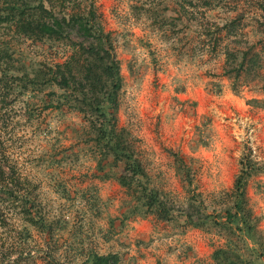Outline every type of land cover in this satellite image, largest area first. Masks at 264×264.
Wrapping results in <instances>:
<instances>
[{"label": "rangeland", "instance_id": "obj_1", "mask_svg": "<svg viewBox=\"0 0 264 264\" xmlns=\"http://www.w3.org/2000/svg\"><path fill=\"white\" fill-rule=\"evenodd\" d=\"M92 1L121 61L119 124L136 139L153 182L185 201L171 153L178 151L193 167V186L209 202L232 188L241 162L251 155L261 171L250 178L248 194L264 234V107L250 101L264 100V90L251 82L237 94L223 69L225 46H233V33L238 31L242 43L264 38V14L257 1H166L164 17H176L182 2L191 10L176 24L154 20L148 8L157 0ZM16 48L25 52L27 63L66 56L61 44L49 51L19 40ZM82 122L79 113L57 109L44 110L32 122L21 117L19 146L13 153L38 182L55 234L51 239L33 229L26 236L21 216L8 212L7 224L0 228L4 264H46L44 257L54 244L68 252H117L120 264H212V252L223 238L186 226L182 217L169 222L137 217L120 223L124 189L115 178L95 176L93 147L76 133ZM55 141L61 146L76 143L80 160L48 162L45 156ZM258 248L264 252V242Z\"/></svg>", "mask_w": 264, "mask_h": 264}, {"label": "trees", "instance_id": "obj_2", "mask_svg": "<svg viewBox=\"0 0 264 264\" xmlns=\"http://www.w3.org/2000/svg\"><path fill=\"white\" fill-rule=\"evenodd\" d=\"M166 1L171 2L157 0L149 5L155 21L176 24L182 15L192 14L182 2L176 17H164L162 9L168 6L162 5ZM256 1L264 14V0ZM237 32L232 34L233 46H225L224 75L237 94L251 82L260 83L264 90V38L242 43ZM19 40L31 41L49 51L61 44L66 56L61 61L44 58L35 64L27 63L25 52L16 48ZM123 85L113 37L105 30L92 0H0V228L7 224L6 214L14 211L24 222L26 236L34 229L54 238L55 222L47 216L40 186L24 172L13 150L19 146L17 125L22 116L32 122L44 110L57 109L81 115L82 127L76 133L81 141L93 147L92 153L97 158L95 176L104 180L115 178L124 189L121 224L137 217L151 216L165 222L182 217L186 226L223 238V244L212 252V264H264L261 260L264 252L258 248L264 242V234L248 194L249 180L261 167L251 155L247 156L232 188L207 202L203 192L193 186L192 165L180 152L172 150L176 173L186 192L185 201L179 202L170 191L153 182L139 156L136 139L119 124ZM250 101L264 107V100ZM74 145L61 146L55 141L45 159L78 162L80 153ZM54 245H50L44 257L46 264L121 262L117 252L100 253L93 248L79 252L78 246L77 254L76 250L62 251L63 248ZM0 264H4L3 259Z\"/></svg>", "mask_w": 264, "mask_h": 264}]
</instances>
